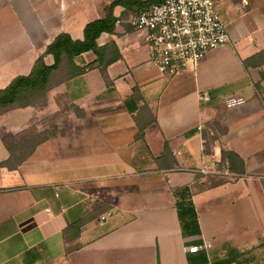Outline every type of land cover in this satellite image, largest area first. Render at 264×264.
<instances>
[{
    "label": "crops",
    "instance_id": "1",
    "mask_svg": "<svg viewBox=\"0 0 264 264\" xmlns=\"http://www.w3.org/2000/svg\"><path fill=\"white\" fill-rule=\"evenodd\" d=\"M112 1L0 0V88L59 33L83 39ZM216 1L231 42L196 69L163 74L117 6L114 33L98 39L121 54L107 78L93 68L57 84L46 106L0 116V164L25 136L56 128L17 167L0 165V264H264V62L244 64L264 53V0ZM77 6L91 18L82 37L63 19ZM136 117L151 122L144 139ZM223 150L244 160L243 174L199 172Z\"/></svg>",
    "mask_w": 264,
    "mask_h": 264
},
{
    "label": "trees",
    "instance_id": "2",
    "mask_svg": "<svg viewBox=\"0 0 264 264\" xmlns=\"http://www.w3.org/2000/svg\"><path fill=\"white\" fill-rule=\"evenodd\" d=\"M164 0H113L105 7V15L102 18L88 23L84 30L83 39H73L67 32L59 33L55 39L47 46L45 52L40 55L29 74L15 77L5 88H0V116L19 108H42L47 105L50 91L64 80L82 75L88 70L98 68L107 78V68L121 58V54L114 43L100 46L99 37L103 33H114L118 20L114 14L117 6L124 7L122 17H128L130 13H137L149 9L153 5L160 4ZM92 51L96 55V60L86 66H79L75 59L85 52ZM46 55H52L54 63L48 65L45 61ZM264 62V53L257 54L246 61V67ZM264 77V76H263ZM261 95L264 98V87L258 84ZM138 89L134 90L137 96ZM138 133L137 139H144L146 127L150 121H143L137 118ZM153 121H156L154 119ZM56 133V128H50L43 132H35L27 135L23 140L10 149L11 157L8 161L0 165L11 169L17 167L37 146ZM169 150L168 144L164 147V157ZM225 165L232 173L243 174L245 172L244 160L234 151H222L219 169ZM83 221H79L77 226H81Z\"/></svg>",
    "mask_w": 264,
    "mask_h": 264
},
{
    "label": "built area",
    "instance_id": "3",
    "mask_svg": "<svg viewBox=\"0 0 264 264\" xmlns=\"http://www.w3.org/2000/svg\"><path fill=\"white\" fill-rule=\"evenodd\" d=\"M128 23L134 30L146 32L152 64L170 76L196 69L208 52L231 42L216 0H164L132 14ZM204 99L210 100L207 95ZM199 172L207 175L220 171L217 162H212ZM224 173L232 175L228 168ZM110 215L106 212L101 219ZM200 248L191 246L190 251Z\"/></svg>",
    "mask_w": 264,
    "mask_h": 264
},
{
    "label": "rangeland",
    "instance_id": "4",
    "mask_svg": "<svg viewBox=\"0 0 264 264\" xmlns=\"http://www.w3.org/2000/svg\"><path fill=\"white\" fill-rule=\"evenodd\" d=\"M98 1L100 2L102 0H98ZM18 4L22 8V7H25L26 5H29L30 4V0H18ZM63 19L66 22V25H67L68 30L71 32V34L74 37H82L83 36V28H84V25L91 18H90V16H88L86 14V12H84V10H82L81 7H78L77 6V7H73V8H70V9L66 10L63 13ZM3 20L5 21V23L8 22L9 24H11L10 18H3ZM19 20H20L19 21L20 23L18 24V27L20 28L21 25L23 26L25 24L27 18L20 17ZM24 20H25V22H24ZM13 21H14V19H13ZM41 51L42 50H39V48L34 47V48L28 50V52L22 57V59L23 60L31 59V57L33 55L36 57Z\"/></svg>",
    "mask_w": 264,
    "mask_h": 264
}]
</instances>
